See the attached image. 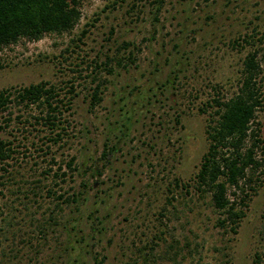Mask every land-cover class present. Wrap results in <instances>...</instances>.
Instances as JSON below:
<instances>
[{
  "label": "rangeland",
  "instance_id": "374dc122",
  "mask_svg": "<svg viewBox=\"0 0 264 264\" xmlns=\"http://www.w3.org/2000/svg\"><path fill=\"white\" fill-rule=\"evenodd\" d=\"M251 51L261 165L231 232L194 176ZM38 82L54 131L0 112V264H264V0H80L71 30L0 50V90Z\"/></svg>",
  "mask_w": 264,
  "mask_h": 264
},
{
  "label": "trees",
  "instance_id": "16d2710c",
  "mask_svg": "<svg viewBox=\"0 0 264 264\" xmlns=\"http://www.w3.org/2000/svg\"><path fill=\"white\" fill-rule=\"evenodd\" d=\"M79 4L80 0H0V50L20 39L37 40L46 33L71 30L79 18ZM260 73L256 52H247L234 94L211 99L215 109L205 126L207 147L194 176L195 190L201 195L208 193L211 206L220 214L216 224L231 232H236L246 207L248 193L243 187L249 186L251 176L261 165L255 154L261 142L255 121L263 102ZM97 90L96 86L90 94L91 104L100 99ZM56 96L54 88L45 82L1 89L0 112L10 104L20 109L35 107L44 127L54 131L59 123L56 116L60 115ZM7 145L0 139V162L10 156L12 149Z\"/></svg>",
  "mask_w": 264,
  "mask_h": 264
}]
</instances>
